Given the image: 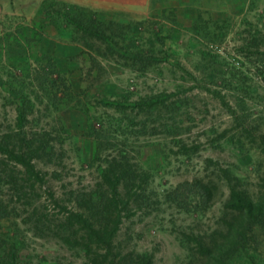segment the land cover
I'll list each match as a JSON object with an SVG mask.
<instances>
[{"label": "rangeland", "instance_id": "rangeland-1", "mask_svg": "<svg viewBox=\"0 0 264 264\" xmlns=\"http://www.w3.org/2000/svg\"><path fill=\"white\" fill-rule=\"evenodd\" d=\"M5 3L0 137L25 110L26 139L51 157L36 162L45 183L0 219V264L12 248L18 264H264V225L229 206L232 187L264 195V0H196L142 20L60 0ZM114 158L136 187L122 189L104 258L58 229ZM197 180L211 199L181 201L179 184Z\"/></svg>", "mask_w": 264, "mask_h": 264}, {"label": "trees", "instance_id": "trees-1", "mask_svg": "<svg viewBox=\"0 0 264 264\" xmlns=\"http://www.w3.org/2000/svg\"><path fill=\"white\" fill-rule=\"evenodd\" d=\"M73 7L77 8L75 5ZM26 120V111L19 109L18 130L0 137V219L13 215L16 210L13 204L26 196V189L34 191L36 185L45 183V175L37 168L36 162L45 156L51 157V151L47 145H36V141L26 139L23 129ZM132 174L121 160L114 158L108 161L106 167L101 169L96 188L78 196L77 209L67 211L59 226V235L69 245L75 240V244L83 246L87 253L94 248L106 249L108 253L104 258H107L123 219V208L127 207L122 189L130 192L136 187V178ZM5 187L11 192L10 198H6ZM176 192L181 201L194 196L207 203L212 196L211 188L199 180L179 184ZM14 198L17 200L13 201ZM229 206L242 209L251 225H264V195L254 199L246 191L241 193L232 187ZM17 257L16 249L12 248L3 262L18 264Z\"/></svg>", "mask_w": 264, "mask_h": 264}, {"label": "crops", "instance_id": "crops-1", "mask_svg": "<svg viewBox=\"0 0 264 264\" xmlns=\"http://www.w3.org/2000/svg\"><path fill=\"white\" fill-rule=\"evenodd\" d=\"M66 3L89 7L96 11L103 19H116V16L124 15L133 19L142 20L151 16H160L164 9L176 10L177 14L192 11L196 0H60ZM0 4L6 6L5 0ZM159 9L158 14L156 13ZM176 14V13H175Z\"/></svg>", "mask_w": 264, "mask_h": 264}]
</instances>
